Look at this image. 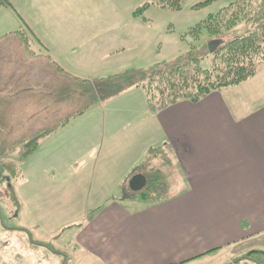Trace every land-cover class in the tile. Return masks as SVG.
<instances>
[{
	"label": "crops",
	"instance_id": "0c3cea01",
	"mask_svg": "<svg viewBox=\"0 0 264 264\" xmlns=\"http://www.w3.org/2000/svg\"><path fill=\"white\" fill-rule=\"evenodd\" d=\"M11 1L4 6L12 10L16 20L23 4H30L32 10V4L37 2L18 0L21 4L15 10ZM19 20L21 26L16 31H26L35 51L69 76L91 80L115 73L112 65L101 69L98 65L123 53V36L106 34L123 32L121 25L97 27L96 35L89 34L90 26L86 25L80 35H71L69 52L64 55L59 48L62 56H57L58 47L49 34L52 29L58 34L57 24L34 29L21 15ZM69 28L75 33L81 27ZM11 32L14 31L4 35ZM87 112L92 116L86 126L80 130L78 126L75 134L63 137L58 148L62 146L64 153L70 152L82 138L94 136L98 147L113 152L112 165L116 167L109 164L92 171L60 170L57 178L46 173V179L41 177L44 169L27 173L28 185L19 186L18 203L23 208L25 230L13 229L8 234L11 243L0 242V264H68L67 257L72 264H184L208 255L222 257L223 253L218 252L222 249L220 241L231 239L230 232L245 235L242 238L255 234L256 238L249 242L264 235V64L251 78L234 87L220 89L195 103L179 102L155 115L147 113L140 88L125 91ZM139 132L145 134L143 144ZM52 135L40 143L54 145ZM157 145L165 146L170 159L178 163L184 181L177 174H167L165 184L163 173L156 169L162 179L160 190L152 195L153 199L136 201L128 197V181L135 174L146 179L144 172L132 170L141 157L136 155ZM114 179L115 188L110 192L102 190L107 181ZM57 184L62 189L55 195L47 188ZM160 192L165 195L156 198ZM47 193H51L49 197ZM58 203L61 206H54ZM66 230L72 231L71 242L58 245L55 239ZM22 231H27L32 244L39 248L26 247ZM48 241H56L62 249L48 251ZM14 247L27 254H19ZM252 249L251 253H258L257 248ZM16 256L20 262L14 260ZM222 261L227 264L225 259Z\"/></svg>",
	"mask_w": 264,
	"mask_h": 264
},
{
	"label": "rangeland",
	"instance_id": "374dc122",
	"mask_svg": "<svg viewBox=\"0 0 264 264\" xmlns=\"http://www.w3.org/2000/svg\"><path fill=\"white\" fill-rule=\"evenodd\" d=\"M158 1L159 0H46V3L41 4L39 0H37V2L32 4V10L30 4H23L20 15L24 22L34 29H39L43 25L57 24V26H59L58 34H56L55 29H52V32L49 33L52 43L58 47V49L55 50V52L58 53L57 56H62L60 49L64 52V55L65 51L69 52L71 35H80L82 28L86 25L90 26L88 33L91 35L98 34V32H94L97 27L107 29V27L110 26L116 27L121 25L122 28L125 29L123 32H106V34L107 37L123 36L124 42L121 43V46L124 47L123 53L119 56H113V58H111L112 60L109 59L108 62L110 64L100 61L98 69H101V67H110L112 65L115 68L114 74H120L128 69H134L141 70L143 75H146L156 63L171 62L179 55L185 53L188 50V45L180 38L182 32L204 20L208 15L216 13L225 5L223 0H219L206 7L193 10L191 8L192 6L204 2L205 0H183L180 4L181 10L172 11L157 6L156 3ZM11 2L15 10H17L18 5L20 6L21 4L18 0H12ZM146 4H149V6L147 10L143 12L142 18L134 19L132 16L134 10ZM1 8L0 36L10 31H19H16V29L21 26L19 20L20 15H16V20L12 15V10L6 8V6ZM143 19L147 21L145 22ZM71 25H79L81 28L79 31L72 33V29L69 28ZM65 26L68 28H64ZM83 30L87 31V29ZM246 32L247 27L239 24L236 28L228 32L229 35L226 39L241 37ZM58 35L59 39L57 38ZM82 35L84 36L85 33H82ZM226 39L224 40L226 41ZM3 45L5 44L0 45V47ZM80 64L82 66L83 62ZM117 67L121 69H117ZM40 92L42 91L24 93L17 102L20 108H17L16 114L7 115L4 118V121L11 122L12 130L17 131V128H19L22 131V128L27 129V126L30 127V125L33 126L36 124H39L37 125L38 127H42L44 126L43 124H45V117H56V109H53L55 112L49 110V113H45L47 110H44V100L34 94ZM16 93H18V91H15L13 94ZM64 112L65 110L61 108V111L59 110L57 113L64 114ZM90 116H92V114L86 112L83 116L70 120L69 123L66 124L67 126L65 125V128H63V126L52 133L53 135L51 137L53 138H50L52 139L50 141L51 144L54 145L47 147L46 143L41 142L39 149L26 160H19L15 154L2 156V158H0V242L11 243L8 234L12 233L13 229L20 228L25 230L22 217L23 208H20L18 203L19 186L28 185L27 173H31L35 169H44V176L42 175L41 177L46 179V173L50 174L51 178H55L59 175L58 173L60 170L81 168L92 171V169L98 168L99 165L108 167L109 164L110 167H116L112 165L111 153L113 152L107 153L104 148L101 149L98 147L97 140L94 136L91 138H82L80 145L76 146L77 149L75 148V150L73 149L70 152L67 151L64 153L62 146L58 148L57 143L61 142L60 140L63 137L65 139L67 136L75 134L76 127L79 126L80 130L81 126L82 128L86 126L90 120ZM144 136V133L139 132L142 144L145 142ZM136 157H140V160L132 167L133 171H142L147 175L150 170L159 169L163 173L162 178L165 184L168 182L167 174L171 177L177 174V177L184 181L178 171L180 166H178V163L174 159H170L171 157L167 149H165V146L157 145V147H153L150 151L141 150ZM15 162L19 172L17 176L14 174V169L7 165V163L12 164ZM96 187L95 184L93 190ZM113 188H115V179L114 182L107 181L105 185L102 186V190L106 192H110ZM47 189L55 194L62 189V185L57 184L53 189ZM51 193H47L46 196L49 197ZM112 194H115V191H112ZM162 194L163 192H160L156 194L155 197L161 198L165 193ZM128 197L136 201L139 200L138 195L133 192H129ZM150 198L153 199L154 196H150ZM57 199L58 197L55 200ZM54 206H61V204L58 203ZM247 226L249 227V225H245L244 227L247 228ZM63 232H61V237L55 240H58V245L65 244V246H67V244H69L68 242L72 240V231L66 230ZM249 232H251V230H249ZM229 234L233 236L231 239H223V241H220L222 249L218 250V252L223 253L222 257L220 254H217V256L208 255L193 259L184 264H223L222 260L224 259L227 264H264V256L260 255L264 251L261 248L264 247V235L261 237L259 236L258 240H250L249 242L248 239L256 238L255 234L247 238H242L245 235H235L234 232H230ZM21 235L24 238V245L26 247L31 246L35 249L39 248L32 244V239L27 231H22ZM33 240L36 241L34 238ZM243 241L244 243H242ZM46 244L47 250L51 252L56 250L60 251V249H62L56 245V241H48ZM234 244L237 245L232 246ZM252 248H257L258 253H251L253 250ZM14 249L23 256L27 254L24 249L16 247H14ZM248 255L254 256L249 259ZM173 257L174 259L176 258V256ZM221 258L224 259L221 260ZM53 263L55 264V261L50 264ZM67 263L72 264L69 257H67Z\"/></svg>",
	"mask_w": 264,
	"mask_h": 264
},
{
	"label": "trees",
	"instance_id": "16d2710c",
	"mask_svg": "<svg viewBox=\"0 0 264 264\" xmlns=\"http://www.w3.org/2000/svg\"><path fill=\"white\" fill-rule=\"evenodd\" d=\"M182 1L159 0L156 5L179 11ZM215 1L219 0H205L191 8L197 10ZM223 1L225 5L220 10L182 32L180 38L188 45L185 53L171 62L156 63L146 75L141 70L130 69L101 79L74 78L47 56L36 52L26 31L0 37V45L5 44L0 47V158L15 154L19 160L27 159L42 139L70 120L99 102L133 88L143 90L147 113L155 115L179 102L195 103L251 78L264 64V0ZM8 3L9 0H0V8ZM148 6L137 7L132 16L142 18ZM239 24L245 25L247 32L241 37L226 39L228 32ZM207 43L215 44L212 52L208 51ZM15 91L18 93L13 94ZM33 91H42L34 94L44 100L45 113L63 108L64 114L56 112L55 118L45 117L42 127L36 124L22 131L12 130L11 122L4 118L16 114L20 108L18 100L24 93ZM7 165L14 169L16 176L19 174L16 162ZM145 176V187L136 193L140 199L158 193L162 184L158 170H150Z\"/></svg>",
	"mask_w": 264,
	"mask_h": 264
},
{
	"label": "water",
	"instance_id": "95a60500",
	"mask_svg": "<svg viewBox=\"0 0 264 264\" xmlns=\"http://www.w3.org/2000/svg\"><path fill=\"white\" fill-rule=\"evenodd\" d=\"M207 48L209 52H212L215 48V44L207 43ZM146 185V179L143 175L135 174L128 181V188L131 192L137 193L141 191Z\"/></svg>",
	"mask_w": 264,
	"mask_h": 264
},
{
	"label": "built area",
	"instance_id": "2783aa9c",
	"mask_svg": "<svg viewBox=\"0 0 264 264\" xmlns=\"http://www.w3.org/2000/svg\"><path fill=\"white\" fill-rule=\"evenodd\" d=\"M2 247V244H0V248ZM14 260L16 261V262H20V258L18 257V256H16L15 258H14Z\"/></svg>",
	"mask_w": 264,
	"mask_h": 264
}]
</instances>
